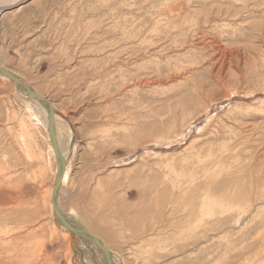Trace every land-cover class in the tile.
<instances>
[{
	"label": "rangeland",
	"instance_id": "374dc122",
	"mask_svg": "<svg viewBox=\"0 0 264 264\" xmlns=\"http://www.w3.org/2000/svg\"><path fill=\"white\" fill-rule=\"evenodd\" d=\"M15 1L0 0V67L55 108L70 151L64 212L117 264L230 254L227 264H264V0ZM116 23L132 29L134 55L121 31L118 46L102 33ZM10 81L0 80V264H96L53 219L47 130L25 118ZM180 189L239 207L183 252L170 213Z\"/></svg>",
	"mask_w": 264,
	"mask_h": 264
},
{
	"label": "bare ground",
	"instance_id": "6f19581e",
	"mask_svg": "<svg viewBox=\"0 0 264 264\" xmlns=\"http://www.w3.org/2000/svg\"><path fill=\"white\" fill-rule=\"evenodd\" d=\"M10 1L11 0H7V2H10ZM13 1H15V0H13ZM16 1L18 2L19 0H16ZM11 4H14V2H12ZM11 4H8V5H11ZM6 9L1 11V13L6 12ZM122 26H123V28L121 27L120 24L116 23L115 28L112 26V27H110L109 30H105L102 33L113 32L115 36H114V40L113 39L111 40L112 44H113V46H118V36L120 35L118 31H121L127 37L122 42L121 46H123L124 48H128L129 54L134 55L135 54V50H134L135 43L133 42V35L134 34L132 32V29L127 25L122 24ZM140 34L142 36H146L148 34V30L144 29V30L140 31ZM116 35H118V36L116 37ZM126 43L129 44L130 46L127 45ZM121 51H122V49H118V51L112 53L113 54L112 57L118 59V56L120 55ZM118 65L123 66V64L121 63V59H119ZM111 66L114 68L119 67V66L115 65L114 63ZM0 69L4 73L9 74L8 77L0 74V80L6 81L9 79V80L13 81L14 85L11 81H10V83L15 87V90L20 92V93H16V94H18L19 96L21 95L20 96L21 98L22 97L26 98V102L29 103V105H27L26 103H25V106L22 105L23 107H25V112H26L24 114L25 118H28L30 121H32V123L35 122V125L41 124L40 120H42L43 127L47 130V138L49 139V142H50L49 148H50V152H51L50 153L51 154V160L53 159L55 162V165H56V170H55L56 175H55L54 183H55V180L58 176V173L62 170L61 171L62 177H60V181H59V190L57 191L55 198L52 200L51 197H52V193H53V186H54V183H53L51 193H50V199H49V201L51 203L52 212L54 213L53 219L56 220L57 226H59L61 231L62 230L68 231L72 236H75V244H76L75 247H77L76 251L78 253L80 252L79 253L80 255H83V259L86 260V262L89 263V260L94 261V258H97L96 264H117V263H115V261L119 262L118 260H120V259L117 260L118 257H115V255L112 252L108 251V249H106L104 247L105 245H104V243H101L102 241L100 240V238H98V236H96V235L95 236L92 235L87 229H85V227H83L80 224V222H78V220L72 216L73 215V213H71L72 211L70 212V214L65 213L64 210L62 209L60 203H58L59 191L60 190L62 191V188H63L62 186H64V184L66 183L67 177H68V172H69L68 166H69V164L67 166V163H68L67 157L70 155V153H69L70 151L67 153L66 151L61 150V142H60V139L57 138V129L59 126V119L57 117H55L56 115H55L54 106L52 105L53 109H54V113L52 116V119H53L52 121H54V122L52 123L51 121H49L50 114L48 113V105H46V103L43 101L40 102L38 100V98H36L33 94H31V92H33L36 95H38L39 97H41L39 95V93H37L34 89L30 88L26 82H22L18 78V76H15L17 74L14 75V73H10V70H7L6 68H3V67H0ZM12 78L13 79L17 78L18 80H20V82H22V85H19V86L16 85L15 81L12 80ZM139 80L140 79L138 77H136L133 81L134 85L136 83L140 84ZM24 87H26L27 90H22ZM14 96H16V95L14 94ZM14 98H16V97H14ZM41 98L47 100L43 96ZM16 102H17V100H16ZM50 132L54 133V138L56 139V151H54L52 143H51V139L49 138ZM60 162L62 164L61 170L58 168ZM205 193H203L202 196L200 195L201 196L200 197L199 195H196L193 193L192 194L187 193L184 190L180 189L178 191V193L175 194L176 202L174 203L173 207L171 208L170 213H172L176 217L178 215H180L182 218V220H179L174 224V227L178 228L177 238L183 244H185V245H178V246H180V248H178L179 250L177 249V251L183 252L186 248H189L191 246L194 247L193 244H195V243H198V245H200V244H204V243L209 242L210 239H212L214 237H210L211 233L209 236L204 235L205 233H207V232H205L207 229L213 228L214 224H216L218 222L225 223L223 225V226H225L226 223L228 224V222L231 219L235 218L234 213L236 210L239 209L238 206H233V207L227 208L228 206L226 207V205H222V204L218 203L216 200L208 197V195ZM262 205H264V204H262ZM213 206L219 207L221 210L220 209H214ZM228 211L230 212L229 213L230 215L227 214ZM58 215H59V218L61 217L63 219H66L71 227H74V229H77L80 231H78V233H76V232L71 233L68 230V228L63 224V222H61V220H59ZM242 216H243V214H242ZM242 216H240L239 218H236V220L237 221L241 220ZM103 217L104 216H100L99 218L103 219ZM138 217H139V219L145 218L143 216H138ZM173 218H175V217H173ZM171 219H172V217H171ZM137 220L133 221L132 218L128 219V221L125 224L124 229L128 231V230H130L129 228H131L132 234L137 235V228H138V226L136 224ZM220 226L221 225H218V227H220ZM84 231L88 232V234H90V235H85L83 233ZM203 232H204V234H203ZM147 234H148V232H147ZM93 238H96L95 241L93 240ZM225 238L227 239V237H225ZM226 239L220 238V240H222V243H225L227 241ZM220 250H221L220 246L219 247L214 246V247L208 248L204 252L202 250L198 251L197 255L201 257L203 255V253H205V256H207L211 252L214 253L216 251L218 253V252H220ZM98 251H100L101 253H99ZM106 251L109 254V258H110L109 261L110 262L108 261V257L106 256L107 255ZM100 254H101V256H100ZM227 254H230V252ZM214 255H212V256H214ZM205 256H203L202 258H204ZM232 257H234V255L231 256V254H230L229 256H225V258H223V259L220 258V260H215V263L217 262V264H227L231 260ZM196 258H197V256H196ZM217 258L219 259V257H217ZM102 259H104V261L106 263H104ZM202 262H204L205 264H213V261L211 260V258H210V260H208V259L202 260Z\"/></svg>",
	"mask_w": 264,
	"mask_h": 264
},
{
	"label": "water",
	"instance_id": "95a60500",
	"mask_svg": "<svg viewBox=\"0 0 264 264\" xmlns=\"http://www.w3.org/2000/svg\"><path fill=\"white\" fill-rule=\"evenodd\" d=\"M0 74H2V75H5L6 77H8V75L9 74H7V73H4L1 69H0ZM12 80H14L15 81V83H16V85H22V82H20V80H18L17 78H15V79H13L12 78ZM22 90H27L26 89V87H24ZM31 94H33L36 98H38V100L40 101V102H45L46 103V105H48V113L50 114V119H49V121H51L52 123L54 122V121H52L53 119H52V116H53V113H54V109H53V106L47 101V100H45V99H43V98H41V97H39L38 95H36L35 93H33V92H31ZM49 138L51 139V143H52V146H53V149H54V151H56V139L54 138V133H52V132H50V134H49ZM60 159V158H59ZM58 159V160H59ZM62 164H61V162H60V164H59V169L61 170L62 169ZM62 171V170H61ZM59 172L58 173V176H57V178H56V180H55V183H54V186H53V193H52V200L55 198V196H56V194H57V191L59 190V181H60V177H62V172ZM58 218H59V215H58ZM59 220H61V222H63V224L68 228V230L71 232V233H78V231H80V230H77V229H74V227H71L70 226V224L67 222V220L66 219H63V218H59ZM85 235H90V234H88V232H86V231H84L83 232ZM95 239L96 238H93V240L95 241ZM105 251V250H104ZM106 256L108 257V261L110 260V258H109V254H108V252L106 251ZM110 262V261H109Z\"/></svg>",
	"mask_w": 264,
	"mask_h": 264
}]
</instances>
